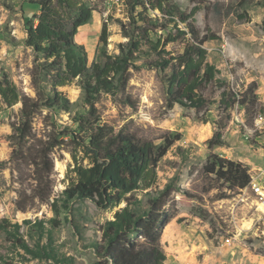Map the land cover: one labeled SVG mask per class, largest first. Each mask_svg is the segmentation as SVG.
<instances>
[{
	"label": "rangeland",
	"instance_id": "374dc122",
	"mask_svg": "<svg viewBox=\"0 0 264 264\" xmlns=\"http://www.w3.org/2000/svg\"><path fill=\"white\" fill-rule=\"evenodd\" d=\"M97 1L100 12L75 38L86 48L90 65L101 61L104 24L110 54L119 53V45L127 41L119 24L127 20L120 0ZM174 1L184 10H197V25L209 38L208 60L222 79L241 94L256 85V107L233 110L225 146L210 149L221 115L218 105L200 114L168 107L171 69H151L142 61L141 70L131 71L127 93L102 95L96 108L109 127H126L157 146L165 137H180L157 168L160 189L173 185L178 190V214L162 237L165 264H264V122L256 121L264 113V0ZM39 13L26 0H0V82L6 77L21 96L30 98L37 96L33 74L43 60L26 46V30ZM167 49L178 51L179 46ZM60 91L71 104L69 112L37 110L27 139L16 131L22 125V104L9 107L0 96V264H97L94 247L119 209H101L92 201L63 204L75 167L68 143L89 106L76 84ZM39 153L47 160L41 162ZM215 155L248 166L260 191L231 189L214 175L206 176L203 168ZM48 175L50 183L40 186ZM54 201L58 215L51 207Z\"/></svg>",
	"mask_w": 264,
	"mask_h": 264
},
{
	"label": "trees",
	"instance_id": "16d2710c",
	"mask_svg": "<svg viewBox=\"0 0 264 264\" xmlns=\"http://www.w3.org/2000/svg\"><path fill=\"white\" fill-rule=\"evenodd\" d=\"M26 1L40 8L36 24L27 27L26 46L43 63L33 74L38 84L36 98L21 96L6 77L0 82L4 103L9 107L22 104V125L16 131L24 139L29 138L37 110L69 112L71 104L60 89L79 86L89 110L76 121L78 134L68 143L73 147L75 167L62 202L92 201L101 209L119 208L94 247L97 264H165L162 237L165 227L178 214L174 199L178 190L173 185L160 189L157 168L180 137H165L164 144L157 146L126 127H109L96 108L97 101L102 95H125L131 71L141 70L142 61L151 69H171L166 81L168 107L179 105L200 114L218 105L221 115L216 122L217 132L208 142L213 149L225 146L224 132L232 121L233 110L247 107L249 112L256 107V85L241 94L222 79L221 71L208 60L205 44L209 38L197 25V10H184L174 0H120L127 20L119 24L127 41L119 45V53L110 54L108 25L104 24L101 61L91 65L86 48L75 38L94 13L100 12L97 0ZM241 19L246 17L242 15ZM170 45L179 46V50H168ZM38 158L46 161L47 155L39 153ZM203 173L214 175L231 189L251 188L253 179L248 166L216 155L210 157ZM49 175L42 178L40 186L50 183ZM51 207L57 215L60 213L58 201Z\"/></svg>",
	"mask_w": 264,
	"mask_h": 264
},
{
	"label": "built area",
	"instance_id": "2783aa9c",
	"mask_svg": "<svg viewBox=\"0 0 264 264\" xmlns=\"http://www.w3.org/2000/svg\"><path fill=\"white\" fill-rule=\"evenodd\" d=\"M256 121H263L264 122V113H260L257 116ZM260 131H264V129H260ZM252 134H254V133H252ZM251 188H253V190H255L256 192H259L260 191V187L258 186L257 183L252 182L251 183Z\"/></svg>",
	"mask_w": 264,
	"mask_h": 264
}]
</instances>
